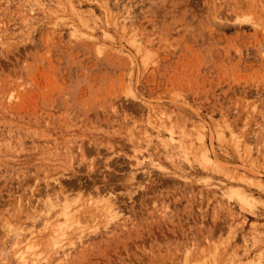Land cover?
<instances>
[{
  "label": "rangeland",
  "instance_id": "1",
  "mask_svg": "<svg viewBox=\"0 0 264 264\" xmlns=\"http://www.w3.org/2000/svg\"><path fill=\"white\" fill-rule=\"evenodd\" d=\"M0 264H264V0H0Z\"/></svg>",
  "mask_w": 264,
  "mask_h": 264
}]
</instances>
